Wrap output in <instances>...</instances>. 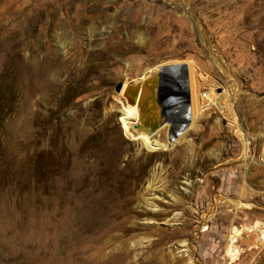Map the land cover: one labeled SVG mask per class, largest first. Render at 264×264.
I'll return each mask as SVG.
<instances>
[{"label": "rangeland", "instance_id": "obj_1", "mask_svg": "<svg viewBox=\"0 0 264 264\" xmlns=\"http://www.w3.org/2000/svg\"><path fill=\"white\" fill-rule=\"evenodd\" d=\"M162 64L172 123L149 137L120 89ZM74 132L78 147L112 145L131 181L123 222L92 250L62 246L45 214ZM257 223L264 0H0V264H264L257 235L232 238Z\"/></svg>", "mask_w": 264, "mask_h": 264}, {"label": "bare ground", "instance_id": "obj_2", "mask_svg": "<svg viewBox=\"0 0 264 264\" xmlns=\"http://www.w3.org/2000/svg\"><path fill=\"white\" fill-rule=\"evenodd\" d=\"M186 71L192 102L190 106L192 112L188 124L192 126L197 116V80L194 78L191 64H188ZM128 84L121 85L120 93ZM204 97H207V93H204ZM128 104L139 117L137 103ZM169 123H172L171 118L166 119L148 134L142 130L138 131L151 137L156 131L155 134L161 132L163 127L171 125ZM187 131L188 128H184L180 137H183ZM75 133L70 137L68 145H57L56 206L53 214H45L48 216L47 219H54L59 243L62 246L80 245L84 250H92L105 230L123 222L122 215L128 210L130 204L131 181L128 175H124L126 170L117 166L112 145L106 147L97 139L92 138L94 141H90L91 143L78 147ZM43 166H45V161L40 163L37 177L46 179L48 174L43 171ZM104 172L109 174L108 179L99 175ZM233 233L232 238L234 239L245 233L246 236L250 233L255 234L258 236L260 244L264 243V224L261 223L247 229L234 227ZM70 248L72 249V247ZM232 249L236 251L233 246ZM230 254L234 255L231 251Z\"/></svg>", "mask_w": 264, "mask_h": 264}, {"label": "water", "instance_id": "obj_3", "mask_svg": "<svg viewBox=\"0 0 264 264\" xmlns=\"http://www.w3.org/2000/svg\"><path fill=\"white\" fill-rule=\"evenodd\" d=\"M174 64H162L145 79L125 86L123 95L127 103H137L139 121L137 130L154 131L170 117V93L174 81Z\"/></svg>", "mask_w": 264, "mask_h": 264}]
</instances>
